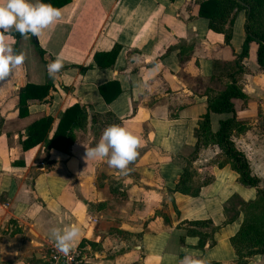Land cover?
Instances as JSON below:
<instances>
[{"label": "crops", "instance_id": "0c3cea01", "mask_svg": "<svg viewBox=\"0 0 264 264\" xmlns=\"http://www.w3.org/2000/svg\"><path fill=\"white\" fill-rule=\"evenodd\" d=\"M198 10L195 0H72L38 37L16 40L9 34L14 30L0 32V40L23 56L0 82V264H44L54 246L50 229L71 224L80 229L71 248L91 264H179L185 255L200 264L238 263L231 239L244 213L233 200L253 202L256 189L241 193L239 174L230 164L220 167L221 151L211 144L192 163L189 193L175 191L196 150L208 99L225 89L246 40L245 12L236 16L226 44ZM257 50L251 42L242 63L239 86L246 98L233 100L234 115L211 113L210 128L215 134L221 122L236 119L232 141L264 186V70ZM113 51L112 67L95 60ZM57 56L63 67L53 80L46 65ZM47 83L55 88L50 100L29 101L28 115L20 117V91ZM76 104L87 109L88 123L71 127L67 153L45 142L23 149L30 126L52 118L51 139ZM106 114L140 140L126 175L106 159L85 158L109 126L93 116ZM189 230L208 236L211 246L203 250ZM247 264H264V255Z\"/></svg>", "mask_w": 264, "mask_h": 264}, {"label": "trees", "instance_id": "16d2710c", "mask_svg": "<svg viewBox=\"0 0 264 264\" xmlns=\"http://www.w3.org/2000/svg\"><path fill=\"white\" fill-rule=\"evenodd\" d=\"M44 2L61 9L70 4L72 0H44ZM195 2L199 6L198 17L209 21V29L211 31L224 34L226 44L231 42L232 28L236 16L240 12H245L247 17L246 40L242 53L236 57L226 74L227 85L225 89L217 96L208 99V113L202 118L196 133V138L198 139L196 150L188 159L184 175L177 182L175 191L183 194L189 193V182L194 173L192 163L197 159L198 152L202 147L211 144L218 146L221 151L220 158L224 159L223 163H219L220 167L223 164H230L232 170L239 174L240 182L245 186L256 189L257 192L255 201L243 205L244 221L238 233L231 239V244L238 257L237 264H247L252 257L264 255V186H261L260 179L252 174L245 154L232 141L234 131L239 129V123L235 118L223 121L220 124L219 131L214 134L210 128V114L234 115L235 106L233 100H244L246 98L242 93L239 82L245 73L242 63L244 59L248 58L249 44L251 42H255L258 45L257 62L260 68L264 70V0H195ZM9 34L16 40L22 37L15 31ZM36 48L39 55L45 60L46 52L39 46H36ZM14 51L16 52V48ZM117 54V51H113L109 54L101 55L100 58L106 60L104 63L97 56L95 60L102 67H112ZM54 89L52 83L42 86L26 85L19 93V116L23 118L28 115L29 101L47 103ZM88 117V111L84 106L74 105L65 111L51 139H48V136L53 124L52 118L46 117L39 120L28 128L27 139L23 143V149L27 151L45 142L50 149L67 153L72 145V142L68 139L69 130L74 125L85 128L88 123ZM93 119L103 121L105 125H116L118 123V120L110 114L93 116ZM205 224L204 222H192L189 225L202 227ZM188 234L197 235L200 238V247L203 250L211 246L207 244L208 236L193 230H189Z\"/></svg>", "mask_w": 264, "mask_h": 264}, {"label": "clouds", "instance_id": "9594fccd", "mask_svg": "<svg viewBox=\"0 0 264 264\" xmlns=\"http://www.w3.org/2000/svg\"><path fill=\"white\" fill-rule=\"evenodd\" d=\"M62 11L44 0H0V32L14 30L22 37L29 34L38 37L45 29L61 19ZM23 61V56L14 51L7 43L0 40V82L9 78L13 70ZM63 67L62 58L57 56L46 65L50 79ZM140 146L139 138L119 125L107 126L94 147L86 148V159H106L110 168L127 174V166L135 160L137 149ZM80 229L76 224L64 228L50 229V239L54 241L55 248L67 255L72 243L79 236ZM2 261V260H0ZM179 264H200L190 255H185Z\"/></svg>", "mask_w": 264, "mask_h": 264}, {"label": "built area", "instance_id": "2783aa9c", "mask_svg": "<svg viewBox=\"0 0 264 264\" xmlns=\"http://www.w3.org/2000/svg\"><path fill=\"white\" fill-rule=\"evenodd\" d=\"M44 264H91L87 255L79 248L70 250L65 255L52 246L44 256Z\"/></svg>", "mask_w": 264, "mask_h": 264}, {"label": "rangeland", "instance_id": "374dc122", "mask_svg": "<svg viewBox=\"0 0 264 264\" xmlns=\"http://www.w3.org/2000/svg\"><path fill=\"white\" fill-rule=\"evenodd\" d=\"M210 165L211 166H215L216 165V163H215V161H212L211 163H210ZM209 169V168H208ZM210 173H211V171L210 170H207L206 171V173H205V175L207 176V175H210ZM239 185H238V188H239V191L241 192V193H244V192H250L251 190L253 191L254 189L253 188H251V187H248V186H245V185H242L241 183H238ZM262 186V185H261ZM255 191V190H254ZM234 202H233V204H235L238 208H240L241 210H243V204H242V202L239 200V199H235V200H233ZM41 259V257H39L37 260H40ZM35 262H36V260H34V261H32L31 262V264H35Z\"/></svg>", "mask_w": 264, "mask_h": 264}]
</instances>
